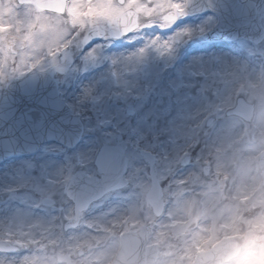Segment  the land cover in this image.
I'll return each instance as SVG.
<instances>
[{"label":"clouds","instance_id":"clouds-1","mask_svg":"<svg viewBox=\"0 0 264 264\" xmlns=\"http://www.w3.org/2000/svg\"><path fill=\"white\" fill-rule=\"evenodd\" d=\"M227 6L0 0L2 98L75 84L83 114L101 87L145 66L174 68L190 84L165 139L147 155L132 148L126 168L106 165L94 182L78 179L91 149L45 159L47 149L21 145L13 155L28 159L9 163L0 152V264H264V0L237 53L181 62Z\"/></svg>","mask_w":264,"mask_h":264},{"label":"rangeland","instance_id":"rangeland-1","mask_svg":"<svg viewBox=\"0 0 264 264\" xmlns=\"http://www.w3.org/2000/svg\"><path fill=\"white\" fill-rule=\"evenodd\" d=\"M132 2L135 3L137 0H132ZM157 2L163 4L168 0H157ZM174 6L178 10V6ZM142 10L140 9V11ZM183 22L186 21L178 23ZM152 31H156V29H152ZM234 41L224 42L220 45L206 42L203 39L192 41L183 49L181 62L200 54L237 53V43L243 44V41ZM83 79L87 80L88 77L85 76ZM189 87L190 84L185 77L182 74H177L174 68L160 72L145 66L136 79L124 81L117 79L110 88L101 87L94 98L93 105L83 114H79L80 110L74 102L76 85L73 84L66 92L59 89L63 101L83 123L82 139L74 149L57 146L58 144L55 143H45L37 153L41 149H47L48 155L45 156V159H60L61 157L56 154L60 149H66L68 152H73L76 149H91V163H85L82 160L80 169L88 175L98 176L92 160L100 145L115 143L116 133H121L127 143L126 156L132 148L137 150L147 148L146 150L149 151L155 138L165 139L161 130L164 129L170 116L176 112L177 105ZM127 105L134 106L135 111L132 116L125 113ZM102 131L111 133V136L107 139L103 138ZM15 160L17 159L5 163Z\"/></svg>","mask_w":264,"mask_h":264},{"label":"water","instance_id":"water-1","mask_svg":"<svg viewBox=\"0 0 264 264\" xmlns=\"http://www.w3.org/2000/svg\"><path fill=\"white\" fill-rule=\"evenodd\" d=\"M222 2L228 6L223 11L218 30L206 39L241 37L244 29L254 23V15L257 18L261 15V10L255 7V0L244 3H239L238 0ZM5 107L8 109L6 117L3 113ZM127 113H132V107L127 108ZM4 119L8 120L7 125L2 123ZM81 133L82 126L78 118L71 116L64 107L58 98L57 88H48L30 97L17 95L0 100V152L7 151L10 158L16 157L13 153L21 145L29 151H35L42 142L49 140L72 146L78 142ZM117 139L116 146H103L98 153L96 162L101 173L106 165L114 169L126 168L123 155L125 145L120 136ZM80 175L82 177V173L78 177ZM83 182L94 181L84 178Z\"/></svg>","mask_w":264,"mask_h":264}]
</instances>
